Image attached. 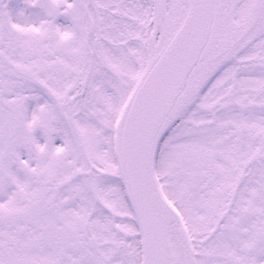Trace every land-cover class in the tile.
Instances as JSON below:
<instances>
[{
	"label": "snow or ice",
	"instance_id": "snow-or-ice-1",
	"mask_svg": "<svg viewBox=\"0 0 264 264\" xmlns=\"http://www.w3.org/2000/svg\"><path fill=\"white\" fill-rule=\"evenodd\" d=\"M0 264H264V0H0Z\"/></svg>",
	"mask_w": 264,
	"mask_h": 264
}]
</instances>
